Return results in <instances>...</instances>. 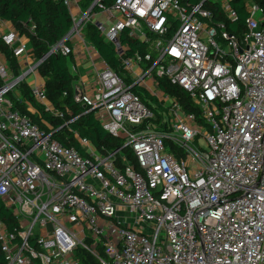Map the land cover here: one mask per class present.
<instances>
[{
    "label": "built area",
    "instance_id": "obj_1",
    "mask_svg": "<svg viewBox=\"0 0 264 264\" xmlns=\"http://www.w3.org/2000/svg\"><path fill=\"white\" fill-rule=\"evenodd\" d=\"M55 1L71 20L64 36L18 74L0 64V264H264L262 8L247 4L237 37L206 0ZM211 1L236 18L229 0ZM88 24L112 44L119 72L87 39ZM0 40L14 58L26 52L12 27ZM77 54L93 80L73 82V101L121 138L114 150L74 131L78 148L53 138L77 116L55 108L42 85L31 94L63 120L57 128L7 98L46 57Z\"/></svg>",
    "mask_w": 264,
    "mask_h": 264
},
{
    "label": "trees",
    "instance_id": "obj_2",
    "mask_svg": "<svg viewBox=\"0 0 264 264\" xmlns=\"http://www.w3.org/2000/svg\"><path fill=\"white\" fill-rule=\"evenodd\" d=\"M91 1L79 0L83 7H87ZM112 1L103 0V3L109 5ZM199 1L178 0L184 7H190ZM248 3H255L262 8V24L264 25V0H229L231 8L236 12L235 19L227 18L217 1L206 0L204 7L211 11L213 21H219L223 24L226 32L241 37L245 32V19L248 16L246 6ZM0 19L11 22L19 36L28 38L35 60L46 54L49 47L64 36L71 25L66 6L61 1L55 0H0ZM31 26H34L32 30L30 29ZM85 30L87 39L92 43L97 53L114 71L119 72V61L112 44L103 40L92 24H88ZM136 47H138L137 43L131 42V50ZM140 49L142 50L143 47L140 46ZM0 51L4 53L11 68H17L14 57L11 56V52L1 40ZM68 58L63 55H50L37 66L40 76L44 78V91L49 101L55 108L61 110L68 108L72 115L77 116L73 122L63 125L58 131H55L52 135L53 138L64 145H73L78 148L73 138L74 131L80 137L88 139L100 152L116 149L121 145V138L106 132L94 118L93 112H87L80 104L73 101L72 85L76 77L68 69ZM16 74L18 73L16 72ZM160 85L171 94L177 93L179 95L184 111L197 115L198 108L192 103L185 91L168 84L165 80L160 81ZM18 89L20 94L18 100L11 99L10 95H7L13 108L27 115L33 123L38 125L41 124L40 117L52 123L54 128L63 124V120L53 118L43 109L24 82H21ZM28 105L34 108L36 112L30 113L27 110ZM66 137L67 140H65ZM126 152L130 155L129 151L126 150ZM0 214L2 215V212ZM86 264L94 263L89 259Z\"/></svg>",
    "mask_w": 264,
    "mask_h": 264
},
{
    "label": "crops",
    "instance_id": "obj_3",
    "mask_svg": "<svg viewBox=\"0 0 264 264\" xmlns=\"http://www.w3.org/2000/svg\"><path fill=\"white\" fill-rule=\"evenodd\" d=\"M81 5V4H80ZM82 6V5H81ZM83 7V6H82ZM14 28L11 22L2 20L0 21V32L6 31L8 28ZM21 37V36H20ZM22 40L25 43L26 52L20 57V58H14L17 63V68H11L9 65L7 58L5 57L4 53L0 51V64H3L7 68H11L14 72V74L19 73L23 68H28L29 66L33 65L37 60L34 59L31 51V46L28 41V38L25 36H22ZM82 55H71L67 61V66L71 74L75 75L76 80L75 82H87L90 80H93V70L90 68V65L83 66L84 62H87V60H81ZM89 64V63H88ZM29 89L32 85H42L44 87V78L40 76L38 70L35 72H32L31 74H28L24 81H23ZM8 95H10L11 99L18 100L20 98L19 89L10 92ZM8 98V96H7ZM9 99V98H8ZM36 100V99H35ZM37 101V100H36ZM38 102V101H37ZM40 104V102H38ZM51 103V102H50ZM52 104V103H51ZM53 105V104H52ZM54 106V105H53ZM43 107V106H42ZM44 109V108H43ZM27 110L30 113H35L36 110L32 108L30 105L27 106ZM46 120L43 117H40V126H43L44 128H48V124H46Z\"/></svg>",
    "mask_w": 264,
    "mask_h": 264
},
{
    "label": "rangeland",
    "instance_id": "obj_4",
    "mask_svg": "<svg viewBox=\"0 0 264 264\" xmlns=\"http://www.w3.org/2000/svg\"><path fill=\"white\" fill-rule=\"evenodd\" d=\"M246 1H247V0H246ZM87 65H89L88 62H84V63H83V66H87ZM198 146H199V147H204V146H205V145H204V142H203V141H199V142H198Z\"/></svg>",
    "mask_w": 264,
    "mask_h": 264
}]
</instances>
